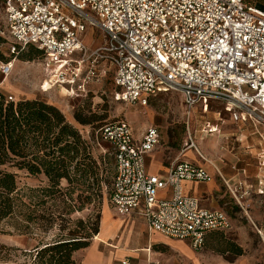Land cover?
Listing matches in <instances>:
<instances>
[{
	"label": "built area",
	"instance_id": "obj_1",
	"mask_svg": "<svg viewBox=\"0 0 264 264\" xmlns=\"http://www.w3.org/2000/svg\"><path fill=\"white\" fill-rule=\"evenodd\" d=\"M11 37L8 77L17 54L33 45L44 53L48 74L42 91L63 88L68 96L87 93L113 72L118 101L147 107L161 92L183 93L189 113L223 104L235 121L264 123V6L246 0H3ZM106 39L91 49L83 41L87 24ZM47 84V87L44 85ZM8 100H14L12 95ZM204 132L217 130L210 122ZM101 139L115 159L110 203L120 215L141 210L149 232L189 240L202 250L213 231L231 227L229 215L208 209L183 192V182H210L213 176L189 161L171 164L166 175L147 170L146 156L161 141L157 126L136 137L125 119L105 124ZM186 149L198 150L188 131ZM264 165V163H263ZM258 192L264 194V177ZM252 186L230 188L242 202ZM171 191L170 197L161 192ZM263 241L264 233L259 232ZM125 264V262H124ZM160 264V263H154Z\"/></svg>",
	"mask_w": 264,
	"mask_h": 264
},
{
	"label": "rangeland",
	"instance_id": "obj_2",
	"mask_svg": "<svg viewBox=\"0 0 264 264\" xmlns=\"http://www.w3.org/2000/svg\"><path fill=\"white\" fill-rule=\"evenodd\" d=\"M246 1L251 5L264 6V0ZM0 36L4 39V42L0 44V59L3 60L11 56L10 43L12 41L6 28L3 0H0ZM105 39L104 33L98 27L93 26L91 23L87 24L83 41L89 48L94 49L98 47ZM28 55H32L34 58L25 60L24 58ZM17 60H20L17 63L20 67L15 65L12 73L7 77V81L16 83L20 91L18 93L4 92L7 95H12L17 101L22 98H41L56 105L65 114L67 120L85 136L90 135L91 138L95 137L93 143L95 144V153L99 157L101 155L110 156L112 149L108 142L96 139L98 128L105 123L115 122L120 119L127 120L132 125L136 135H140L148 126H158L161 133V141L149 156L148 163L150 166L157 164L164 170L170 167L173 162L183 158L188 131H191L193 136L197 135L198 142L207 141V138H209V136L195 132L197 129L199 130L197 124L202 119L197 116V113L195 118L193 112H188L184 105V96L181 91L170 90L161 92L151 99L147 107L118 101L115 98L117 88L113 82V72H111L99 83L93 84L87 93L68 96L66 91L60 87L42 91L41 85L47 77L48 69L44 57L35 47L25 49L24 52L18 55ZM41 76L43 80L39 82V85H34V82L40 80ZM211 105L213 108H210L211 112L207 114V119H211L214 116L218 117L214 111H224L223 104L218 101H212ZM80 109H84L86 114H93L95 121L89 125H83L76 121L74 114ZM221 116L225 119L229 117L225 112H222ZM215 138L216 140L213 143L218 147L219 137ZM231 138H235L234 135ZM111 163H108L107 166H113L114 162ZM19 180L22 187L38 188L47 186L48 184V180L44 175H32L26 171H19ZM111 180L112 175H110ZM67 185L66 180H63L61 186L66 187ZM109 189V186L104 187L100 201L88 204L82 210L79 209L78 192H75L73 195L74 200H68V204L73 205V210L70 214L64 215L71 220L69 222L57 220L55 226L47 231H40L37 229L38 227L34 226L33 233L22 234L14 229L11 221H5L0 229V262L41 264L40 258L37 257V248L35 247L41 240L50 242L58 239V233L61 232L60 224L65 225L64 230H62L64 232H68L70 229L83 231L82 226H79L77 223L78 220L82 219L85 223H94L98 219L97 216L100 212L102 215L104 214V210H102L104 207H109L114 216L119 217L115 214L110 203ZM217 195L216 203L235 217L241 209L240 205H237L233 199L225 195V191L222 188L221 191H218ZM51 204L52 202H48L47 206ZM62 209L60 207L58 210L62 211ZM214 236L211 234L208 237L207 245L198 251L188 246H182L177 240L166 239V241H161L155 247L157 249V262L160 264H245L238 261L233 262V259L251 253V255L259 258V261H255L254 264H264V241L261 235L259 236V234L254 233V236L250 237V249L243 248L241 255L230 252L220 254L212 250L210 246L214 243L212 241V237ZM224 236L239 244L233 231L224 232ZM94 239L95 235L91 238V243ZM74 258L77 264H81L76 253L74 254Z\"/></svg>",
	"mask_w": 264,
	"mask_h": 264
},
{
	"label": "trees",
	"instance_id": "obj_3",
	"mask_svg": "<svg viewBox=\"0 0 264 264\" xmlns=\"http://www.w3.org/2000/svg\"><path fill=\"white\" fill-rule=\"evenodd\" d=\"M2 42L4 39L0 36V44ZM29 47L35 46L29 45L25 49ZM35 48L44 57L43 51ZM33 58L28 55L24 59ZM7 96L0 90V229L5 221H11L14 229L22 234L33 233L34 226L40 231H47L55 226L57 220H71L64 215L73 210L68 200H74L75 192H78L80 210L100 201L104 187L109 186L111 192L115 176L112 150L110 156H97L93 143L95 137L85 136L56 105L41 98L17 101L8 100ZM74 118L83 125L95 121L93 114H86L84 109L77 111ZM105 124L96 132L98 141H103L100 132ZM111 162H114L113 166L108 167ZM19 171L42 174L48 184L38 188L22 187ZM63 180L68 184L66 187L61 186ZM48 202L52 204L47 206ZM60 207L62 211L58 210ZM101 215L100 212L94 223L79 219L77 223L83 231L70 229L64 232L65 225L60 224L58 239L50 242L41 240L35 247L40 263L77 264L74 254L90 246L91 238L99 233ZM224 232H210L205 246L212 234L215 235L210 246L212 250L220 254L230 252L241 255L243 248L227 239Z\"/></svg>",
	"mask_w": 264,
	"mask_h": 264
},
{
	"label": "crops",
	"instance_id": "obj_4",
	"mask_svg": "<svg viewBox=\"0 0 264 264\" xmlns=\"http://www.w3.org/2000/svg\"><path fill=\"white\" fill-rule=\"evenodd\" d=\"M18 61L20 60H15V65L20 67L17 64ZM42 80L41 76L40 80L34 82V85H39ZM0 90L8 93L20 91L16 83L8 82L7 77L3 78L1 73ZM222 112L225 111H214L218 117L207 119L208 113L201 114L200 108L193 111L195 118L197 113V116L202 119L197 124L199 130L197 129L195 132L209 136V138L207 141L198 142L197 135H195L194 139L198 150L194 148L184 150L183 158L179 161H189L201 165L213 176V180L210 182L184 181L183 192L198 197L201 206L205 208L225 211L231 220V227L225 232L233 231L239 245L242 248L250 249V237L254 236V233H264V194L258 192L259 180L264 177V123L251 120L235 121L227 112L225 113L229 117L225 119L221 116ZM207 122L215 125L217 130L211 133L204 132L202 129ZM143 132L140 135L135 134L136 137H141ZM233 135L235 138H231ZM215 137H219L218 147L213 143L216 140ZM198 143L201 144L198 145ZM152 152L146 156L147 170L152 174L166 175L169 167L164 170L157 164L150 166L148 163ZM239 183L252 186L250 194L242 202V205L235 201L230 192V188ZM221 188L224 189L225 195H228L241 207L235 217L216 203V195L218 191H221ZM170 196V190L161 192V197ZM102 210H104V214L101 215L99 233L89 247L76 252L81 264L159 263L155 247L166 239L177 240L182 246H188L195 250L189 240L174 239L159 232H149L141 210L130 215H120L113 207L115 214L119 217H115L109 207H104ZM239 257L240 259H238ZM239 257L234 258L233 262L254 264L255 261H259V258L251 253ZM0 264L22 263L0 262Z\"/></svg>",
	"mask_w": 264,
	"mask_h": 264
}]
</instances>
